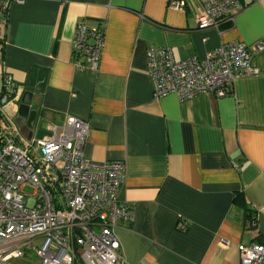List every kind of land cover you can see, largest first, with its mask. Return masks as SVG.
Segmentation results:
<instances>
[{"label":"crops","instance_id":"0c3cea01","mask_svg":"<svg viewBox=\"0 0 264 264\" xmlns=\"http://www.w3.org/2000/svg\"><path fill=\"white\" fill-rule=\"evenodd\" d=\"M240 1L234 22L204 30L199 0L185 10L168 0L10 3L0 92L11 75L22 96L33 93L37 135L80 117L90 124L88 159L125 161L120 197L135 216L117 234L130 263L241 264L240 244H264V0ZM82 20L105 25L97 70L75 65L72 39ZM233 40L253 50L257 70L231 93L154 95L150 45H167L181 60Z\"/></svg>","mask_w":264,"mask_h":264},{"label":"built area","instance_id":"2783aa9c","mask_svg":"<svg viewBox=\"0 0 264 264\" xmlns=\"http://www.w3.org/2000/svg\"><path fill=\"white\" fill-rule=\"evenodd\" d=\"M12 0H0V42ZM189 0H168L185 10ZM255 1V0H252ZM197 27L221 28L234 22L240 0H199ZM105 43V25L79 21L72 39L77 69H98ZM253 50L243 41L222 42L204 58L177 60L167 45L147 48V71L154 95L174 93L180 99L211 93L223 97L234 82L254 74ZM22 91L9 74L0 92V264H133L127 261L117 228L134 220L133 206L122 201L126 164L113 159L93 161L85 147L90 124L73 117L48 125L37 135L24 133L9 111ZM35 188L34 194L25 187ZM187 221L179 230L188 229ZM241 264H264V244H240ZM143 264V263H136Z\"/></svg>","mask_w":264,"mask_h":264},{"label":"water","instance_id":"95a60500","mask_svg":"<svg viewBox=\"0 0 264 264\" xmlns=\"http://www.w3.org/2000/svg\"><path fill=\"white\" fill-rule=\"evenodd\" d=\"M33 105V93L25 91L18 108V115L15 117V122L22 127L24 133L28 132L36 120L37 110L33 108Z\"/></svg>","mask_w":264,"mask_h":264},{"label":"rangeland","instance_id":"374dc122","mask_svg":"<svg viewBox=\"0 0 264 264\" xmlns=\"http://www.w3.org/2000/svg\"><path fill=\"white\" fill-rule=\"evenodd\" d=\"M25 191L32 195L35 192V188L32 186H27V187H25Z\"/></svg>","mask_w":264,"mask_h":264}]
</instances>
